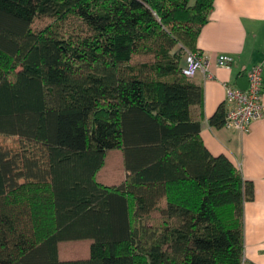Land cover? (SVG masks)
<instances>
[{
  "label": "trees",
  "instance_id": "obj_1",
  "mask_svg": "<svg viewBox=\"0 0 264 264\" xmlns=\"http://www.w3.org/2000/svg\"><path fill=\"white\" fill-rule=\"evenodd\" d=\"M213 3L0 0V264H250L253 185L205 147L181 74Z\"/></svg>",
  "mask_w": 264,
  "mask_h": 264
},
{
  "label": "crops",
  "instance_id": "obj_2",
  "mask_svg": "<svg viewBox=\"0 0 264 264\" xmlns=\"http://www.w3.org/2000/svg\"><path fill=\"white\" fill-rule=\"evenodd\" d=\"M196 47L209 62L189 79L203 93L202 106L192 107V116L208 151L226 156L253 185L254 197L243 207V260L264 264V118L254 121L248 133L209 124L220 105L225 112L230 109L224 87H234L253 65L264 63V0H214Z\"/></svg>",
  "mask_w": 264,
  "mask_h": 264
},
{
  "label": "built area",
  "instance_id": "obj_3",
  "mask_svg": "<svg viewBox=\"0 0 264 264\" xmlns=\"http://www.w3.org/2000/svg\"><path fill=\"white\" fill-rule=\"evenodd\" d=\"M208 59L202 54L187 53L184 56L181 74L193 78L200 70H206ZM247 87H224V102L230 106L225 112L223 126L225 129L248 133L254 121L264 118L262 102V81H264V63H257L246 71Z\"/></svg>",
  "mask_w": 264,
  "mask_h": 264
},
{
  "label": "rangeland",
  "instance_id": "obj_4",
  "mask_svg": "<svg viewBox=\"0 0 264 264\" xmlns=\"http://www.w3.org/2000/svg\"><path fill=\"white\" fill-rule=\"evenodd\" d=\"M193 2V0H191ZM50 21L47 19L37 20L34 24V28L41 29L46 26ZM1 144H11L10 139L0 136ZM123 175L121 160L116 152L111 153L106 157L103 168L101 169L99 176L100 179L105 182H117L121 179ZM85 246L83 244L71 245L65 244L60 247L61 255L68 258H73V256H78L84 253Z\"/></svg>",
  "mask_w": 264,
  "mask_h": 264
},
{
  "label": "water",
  "instance_id": "obj_5",
  "mask_svg": "<svg viewBox=\"0 0 264 264\" xmlns=\"http://www.w3.org/2000/svg\"><path fill=\"white\" fill-rule=\"evenodd\" d=\"M235 86L238 87L241 90L246 89L247 87V80L244 77L237 78L235 81Z\"/></svg>",
  "mask_w": 264,
  "mask_h": 264
}]
</instances>
